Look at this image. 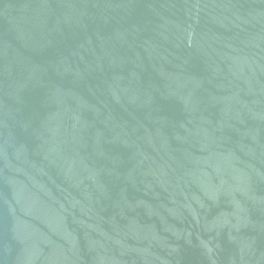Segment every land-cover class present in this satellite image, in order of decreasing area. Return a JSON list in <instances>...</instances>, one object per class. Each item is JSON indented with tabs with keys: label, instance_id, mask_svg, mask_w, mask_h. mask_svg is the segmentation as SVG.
I'll return each mask as SVG.
<instances>
[{
	"label": "water",
	"instance_id": "obj_1",
	"mask_svg": "<svg viewBox=\"0 0 264 264\" xmlns=\"http://www.w3.org/2000/svg\"><path fill=\"white\" fill-rule=\"evenodd\" d=\"M0 264H264V0H0Z\"/></svg>",
	"mask_w": 264,
	"mask_h": 264
}]
</instances>
